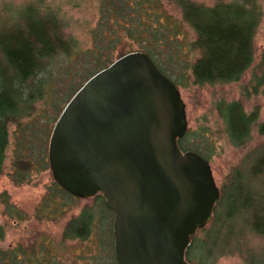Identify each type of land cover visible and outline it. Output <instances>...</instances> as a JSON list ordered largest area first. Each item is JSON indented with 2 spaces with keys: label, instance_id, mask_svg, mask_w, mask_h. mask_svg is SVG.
<instances>
[{
  "label": "trees",
  "instance_id": "obj_1",
  "mask_svg": "<svg viewBox=\"0 0 264 264\" xmlns=\"http://www.w3.org/2000/svg\"><path fill=\"white\" fill-rule=\"evenodd\" d=\"M169 3L177 16L166 12L160 0H98V20L89 30L93 45L89 52L97 65L92 75L108 66L113 51L123 40H128L136 46V50L128 52L148 55L177 87L181 77L174 79L165 74L167 68L161 60L162 52L172 48L179 53L186 47L193 54L188 64L192 86L238 83L249 73L241 87L240 99L215 104L229 142L236 147L245 145L254 128L258 135L264 136V121L258 122V107L249 113L244 110V101L264 93V49L256 63L254 47L255 33L263 16L260 0H169ZM35 7L40 9L39 5ZM30 9L34 18L26 17L22 28L0 36V176L9 146V127L14 125L21 132L26 130L22 136L24 141L20 138L18 143L28 144L26 154L21 150L14 153L10 179L17 184L30 178L35 164L41 171L49 169L46 156L42 152L35 156L26 140L36 134L40 137L41 131L35 126L24 127L22 120H30L36 112L35 104L43 98V78L49 74L52 61L58 55L69 57L76 48L73 38L64 37L63 25L55 13H40L32 5ZM189 32L193 34L191 38ZM124 54L126 52L119 57ZM190 136V131H186L178 141L179 148L194 151L209 161L210 154H200L199 145L187 146ZM254 183L261 186L260 190L254 188ZM53 191L66 200L80 199L55 182ZM0 199L7 210L18 216L6 192L0 194ZM92 200L97 206L86 207L72 218L64 227V238L86 240L95 224L94 209H98L103 226L110 219V213L112 223L113 214L102 204L101 195ZM246 230L264 236V151L257 155L250 169L245 172L236 169L219 189L212 218L192 238L185 258L191 264H214L217 257L226 252L228 242L235 239L233 245L239 248ZM10 257V263L14 264L15 253ZM115 264H118L116 259Z\"/></svg>",
  "mask_w": 264,
  "mask_h": 264
},
{
  "label": "water",
  "instance_id": "obj_2",
  "mask_svg": "<svg viewBox=\"0 0 264 264\" xmlns=\"http://www.w3.org/2000/svg\"><path fill=\"white\" fill-rule=\"evenodd\" d=\"M186 130L178 88L138 51L88 78L58 114L51 176L76 198L101 195L118 264H191L185 251L219 189L209 162L179 148Z\"/></svg>",
  "mask_w": 264,
  "mask_h": 264
},
{
  "label": "rangeland",
  "instance_id": "obj_3",
  "mask_svg": "<svg viewBox=\"0 0 264 264\" xmlns=\"http://www.w3.org/2000/svg\"><path fill=\"white\" fill-rule=\"evenodd\" d=\"M260 2L263 16L254 37L256 63L264 49V0ZM160 4L166 12L177 16L169 0H160ZM30 5L34 10L35 5H39L40 9L35 11L39 10L40 13H55L63 25L61 31L64 37L70 36L76 42V48L69 57L58 55L52 61L49 74L43 78V98L36 102V112L30 120H22L24 127L35 126L41 131L40 137L36 134V137H28L26 140L35 156L42 152L47 158L48 140L54 123H50V120L58 116L71 96L97 70L96 61L89 52L93 47L89 30L98 20V0H0V36L22 28L26 17L34 18ZM192 36L189 32V37ZM130 50H136V46L123 40L113 51L112 61ZM173 50H163L161 60L167 68V76L174 79L181 77L177 88L185 105L186 131L191 133L187 146L192 148L199 145L200 154H210L208 162L220 189L236 169L241 172L250 169L257 155L264 151V136L258 135L255 128L245 145H232L215 110V104L221 100L229 102L241 98V87L249 78V73L238 83L201 88L192 86L188 64L193 54L186 47L179 53ZM170 55H173L172 60L168 62ZM255 107H258V122L264 121V93L252 95L244 101L247 113ZM23 132L14 125L9 127V146L0 176V194L6 192L9 204L19 212L15 216L0 199V264H11L12 252L17 258L14 264H115L111 213L110 219L103 226L98 209L93 210L95 224L86 240L64 238V227L72 218L79 216L86 207L97 206L92 198L63 199L58 192L53 191L54 180L50 170L41 171L37 164L29 179L18 184L11 181L14 153L21 150L26 154L28 147L22 141L18 143V139L25 136L26 130ZM21 140L24 141L23 138ZM256 184H253L255 189L259 187ZM234 240L228 242L226 252H222L214 264H264L263 235L246 230L239 248L233 245ZM250 258L254 259L253 262Z\"/></svg>",
  "mask_w": 264,
  "mask_h": 264
},
{
  "label": "flooded vegetation",
  "instance_id": "obj_4",
  "mask_svg": "<svg viewBox=\"0 0 264 264\" xmlns=\"http://www.w3.org/2000/svg\"><path fill=\"white\" fill-rule=\"evenodd\" d=\"M114 252V251H113Z\"/></svg>",
  "mask_w": 264,
  "mask_h": 264
}]
</instances>
